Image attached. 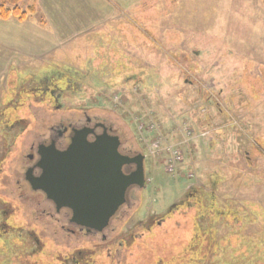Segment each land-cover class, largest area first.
Listing matches in <instances>:
<instances>
[{
  "label": "rangeland",
  "instance_id": "obj_1",
  "mask_svg": "<svg viewBox=\"0 0 264 264\" xmlns=\"http://www.w3.org/2000/svg\"><path fill=\"white\" fill-rule=\"evenodd\" d=\"M107 2L100 29L0 69V264H73L77 250H100L96 264H264V0ZM33 4L28 20L49 27L38 0L21 3ZM50 74H70L61 110L34 97ZM84 108L147 160L146 190L109 241L63 228L20 188L25 144ZM8 113L27 120L21 138Z\"/></svg>",
  "mask_w": 264,
  "mask_h": 264
},
{
  "label": "water",
  "instance_id": "obj_2",
  "mask_svg": "<svg viewBox=\"0 0 264 264\" xmlns=\"http://www.w3.org/2000/svg\"><path fill=\"white\" fill-rule=\"evenodd\" d=\"M93 131L75 132L71 145L59 152L52 144L39 152L38 178H30L34 191H41L58 204L73 212V222L102 232L110 220L126 204L128 191L145 185V156L134 158L120 153L121 139L112 136L106 128L88 142ZM136 164L137 170L125 175L124 166Z\"/></svg>",
  "mask_w": 264,
  "mask_h": 264
},
{
  "label": "flooded vegetation",
  "instance_id": "obj_3",
  "mask_svg": "<svg viewBox=\"0 0 264 264\" xmlns=\"http://www.w3.org/2000/svg\"><path fill=\"white\" fill-rule=\"evenodd\" d=\"M66 75H67L66 79H64L63 81L57 80L58 83H55L52 75L50 74L49 77H47V79H46L47 84L45 83L46 84L45 86L42 85V86L38 87L37 92L34 93V97H36L39 100H45V101L48 100V102L51 101V103L54 99L55 102H53L52 105H54V103H55V105H54L55 108L61 110L63 107L58 103V98L59 99L62 98L61 97L62 93H64L66 89L70 88L69 87L70 85H67V81L70 80V77H69L70 74H66ZM121 76H123V74H121ZM72 79H76V78L73 77ZM126 79L128 80V78H126ZM48 81H50L51 85ZM120 81H124V80L122 79ZM131 82H133V81H131ZM131 82H129V83H131ZM61 84L63 87L61 86ZM54 88L56 90H59L61 94L55 96L56 90H54ZM48 104L50 105V103H48ZM11 106H12V110L17 109L15 107V104H11ZM80 112H83L84 114L82 113L81 115H79L78 119H76V120L73 119L72 121L69 120V122L68 121L67 122H64V121L58 122L56 126L50 127L49 129L42 131V132L38 133L37 135H35L31 139V141H30L31 143L30 142L28 143L29 145L25 144V148L28 147L29 148L28 151L30 152L26 155V157H27V159H29V161H31V164L30 165H24L23 164V169H24L23 176L25 175L24 176L25 181L22 183V186L20 188L22 189V187H24V189L27 192H30L32 194H40L41 193L45 197V200H46L45 204L49 209L48 215L51 216L54 220H56L58 223H60V225H63V228H64V225H67V226L73 227L78 232L85 234V236H95L97 238L100 237V239L107 241L108 240L107 234H108V232L110 233L112 231L114 224L118 220L123 218V213L126 211V209L129 206H131V204H133L135 202V197L138 196L139 194L145 192L146 182H145V185L143 187L136 186L135 188H132L128 191V194L126 197V204L123 205L119 209L118 213L110 220L109 226L107 228H105L102 232H97L96 230H88V229L74 223L73 222V212L70 208H68V207L58 208V204L54 200L49 199L48 196H46L43 192L34 191V189L31 186V183L29 181V176H30V178H33V177L38 178V177H40V175L42 173L41 170L37 167V165L40 161L39 152H40L42 147L45 150H47L49 148V146L54 144L55 149L57 151L65 152L69 148V146L71 145L72 138L74 137L75 132L81 131L83 129H88L91 132L93 131V134L89 135V137H88L89 143H93L95 141V136L101 135L104 131V128H106V130L108 131V133L110 135L119 136L116 133L112 124L106 122L103 119L97 118V117H92V116L90 117L87 113L88 110L86 108H84V110H82ZM2 118H4V115H2ZM4 123H7V124H5L3 127L7 128V132L9 133V135H12L13 140H15L18 137L21 138L22 134H24L29 129V128H27L28 125H26V123H27L26 119L25 120L24 119L17 120V118L14 117L12 113L9 114V119H6L4 121ZM119 137H120L121 142H122L121 147H120V153L123 156L134 158L138 154H142L139 152H134L127 144H125V142L123 141L121 136H119ZM146 161L147 160L145 158V160H144L145 181H146ZM19 165H20V163L17 164V167ZM136 170H137L136 164H133L130 166H124V168H123V172L127 176L134 173ZM17 175L19 177V174H17ZM209 208L210 207L205 205V209H209ZM0 228L3 229V226L0 225ZM109 244H112V242H109ZM94 251L98 252L100 250H94ZM94 251L92 253H87L84 250H77L74 253V255H71V254L67 255L68 261L66 260V262L73 263V264H96V262L94 260H92L94 257L92 255V254H94ZM13 261H14V259H13ZM33 261H34V264H38L36 259H34ZM23 262H24V264H26L27 261L23 260ZM18 263H19V261H18ZM27 264H31V262H28Z\"/></svg>",
  "mask_w": 264,
  "mask_h": 264
},
{
  "label": "crops",
  "instance_id": "obj_4",
  "mask_svg": "<svg viewBox=\"0 0 264 264\" xmlns=\"http://www.w3.org/2000/svg\"><path fill=\"white\" fill-rule=\"evenodd\" d=\"M42 16L50 24L42 28L33 20L0 21L2 74L21 67L38 55L67 45L80 35L100 29L114 14L107 0H38ZM113 4V3H112ZM59 19V20H58ZM2 60L5 62L2 63ZM6 66H5V65ZM3 68V69H2Z\"/></svg>",
  "mask_w": 264,
  "mask_h": 264
},
{
  "label": "trees",
  "instance_id": "obj_5",
  "mask_svg": "<svg viewBox=\"0 0 264 264\" xmlns=\"http://www.w3.org/2000/svg\"><path fill=\"white\" fill-rule=\"evenodd\" d=\"M24 0H0V21H8L15 19L19 22L27 21L31 16L37 13V8L33 4L27 9H23L21 3ZM35 2V1H34ZM44 21L40 20V24L44 25ZM123 79V76L112 77V81L118 82Z\"/></svg>",
  "mask_w": 264,
  "mask_h": 264
},
{
  "label": "built area",
  "instance_id": "obj_6",
  "mask_svg": "<svg viewBox=\"0 0 264 264\" xmlns=\"http://www.w3.org/2000/svg\"><path fill=\"white\" fill-rule=\"evenodd\" d=\"M172 158H173L174 165H176L178 162H180L181 155H180L179 152H175V153H173ZM174 165H173V170L172 171L176 170Z\"/></svg>",
  "mask_w": 264,
  "mask_h": 264
}]
</instances>
